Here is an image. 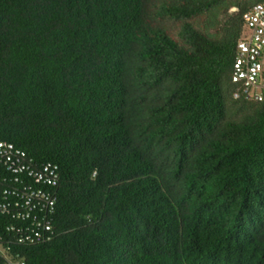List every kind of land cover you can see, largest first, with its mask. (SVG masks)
Instances as JSON below:
<instances>
[{"label": "trees", "instance_id": "16d2710c", "mask_svg": "<svg viewBox=\"0 0 264 264\" xmlns=\"http://www.w3.org/2000/svg\"><path fill=\"white\" fill-rule=\"evenodd\" d=\"M261 1L0 0V142L59 172L50 238L0 264H264V102L232 81Z\"/></svg>", "mask_w": 264, "mask_h": 264}, {"label": "built area", "instance_id": "2783aa9c", "mask_svg": "<svg viewBox=\"0 0 264 264\" xmlns=\"http://www.w3.org/2000/svg\"><path fill=\"white\" fill-rule=\"evenodd\" d=\"M242 38L237 43L232 81L235 97L264 102V1L253 5L244 17ZM0 179L5 183L0 199V243L8 238L15 243L48 240L51 214L56 204L58 166L36 165L19 148L0 142ZM5 249L0 244V255ZM6 264H25L5 257Z\"/></svg>", "mask_w": 264, "mask_h": 264}, {"label": "rangeland", "instance_id": "374dc122", "mask_svg": "<svg viewBox=\"0 0 264 264\" xmlns=\"http://www.w3.org/2000/svg\"><path fill=\"white\" fill-rule=\"evenodd\" d=\"M244 32H246V31L244 30Z\"/></svg>", "mask_w": 264, "mask_h": 264}]
</instances>
